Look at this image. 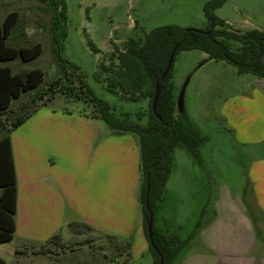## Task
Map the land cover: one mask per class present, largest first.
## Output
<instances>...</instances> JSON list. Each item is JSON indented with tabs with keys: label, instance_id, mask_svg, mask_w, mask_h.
<instances>
[{
	"label": "rangeland",
	"instance_id": "1",
	"mask_svg": "<svg viewBox=\"0 0 264 264\" xmlns=\"http://www.w3.org/2000/svg\"><path fill=\"white\" fill-rule=\"evenodd\" d=\"M62 1L66 9L65 58L82 71L86 88L114 108L115 117L128 114L133 121L137 113L147 112L148 101L132 102L108 91L102 76L98 75L100 62L113 52L114 45L121 47L129 37L140 36L157 27H206L203 7L207 0ZM44 6L39 0H0V74L19 82L10 87L14 91L7 98L9 103L0 108L4 110L0 111L3 112L0 113V138L35 106L38 108L35 115L96 118L103 128L110 130L96 117L93 106L84 100V82L80 77L72 73L62 75L50 40L51 14ZM215 14L235 28L264 31V0H226ZM10 22L12 25L19 22L26 34L19 40L20 49L10 46ZM89 41L98 53L92 51ZM22 73H27L36 85L28 88L29 84L21 78ZM187 79L184 107L202 135L207 137L199 148L203 166L196 165L187 151L178 146L174 150L173 167L161 204L169 233H177L182 240L189 237L201 218L205 224L210 220L212 203L218 198L219 201L228 195L233 200L240 198L246 210L248 207L246 213L254 218L245 194L249 184L247 169L252 160L264 158V80L250 74L239 75L233 66L223 61H207L206 53L198 50L183 51L175 57L172 82L177 97ZM56 81L63 82L71 94L59 91L37 97L39 90L48 92ZM3 98L5 96L0 94V101ZM145 122V119L139 121L140 124ZM208 202L206 214L201 217ZM254 221L258 232L264 235V219ZM61 234L63 247H77L91 240L102 243L103 251L114 255L107 248L105 238L90 229L66 226ZM197 238L190 240L179 256L186 257V264H201L204 250ZM82 247L75 252L67 251L62 262L118 264L105 260L100 251L90 250L87 245ZM48 256L53 255L43 253L41 246H22L17 239L0 244V258L6 264H16V258L19 264H42L39 260ZM151 262V254L147 253L130 264Z\"/></svg>",
	"mask_w": 264,
	"mask_h": 264
},
{
	"label": "crops",
	"instance_id": "2",
	"mask_svg": "<svg viewBox=\"0 0 264 264\" xmlns=\"http://www.w3.org/2000/svg\"><path fill=\"white\" fill-rule=\"evenodd\" d=\"M10 144L16 175L12 241L17 239L22 246H41L66 226L84 223L95 233L129 241L130 262L150 254L137 199L140 183L137 136L107 130L96 118L34 114L10 133ZM247 175L246 199L254 218L247 214L248 207L246 210L240 198L233 200L228 195L220 201L216 199L210 220L195 236L204 250L201 264H264V235L258 232L254 221L264 219V158L252 160ZM155 226L159 230L167 228L161 205ZM83 245L100 251L105 260L118 264L123 260L98 249L97 243ZM83 245L71 250H81ZM67 251L39 261L71 264L62 262ZM19 262L16 258L15 263ZM186 263L185 257L173 264Z\"/></svg>",
	"mask_w": 264,
	"mask_h": 264
},
{
	"label": "trees",
	"instance_id": "3",
	"mask_svg": "<svg viewBox=\"0 0 264 264\" xmlns=\"http://www.w3.org/2000/svg\"><path fill=\"white\" fill-rule=\"evenodd\" d=\"M39 1L45 5V11L51 14L50 40L62 75L72 73L80 77L84 82V100L93 106L96 117L102 120L110 130L137 136L140 160L138 203L143 231L152 257L151 264H159L161 259L163 264H173L190 240L195 238L204 224L203 220L201 218L189 237L182 240L177 233H169L167 228L165 230L157 229L155 226L156 215L163 201V193L172 171L174 150L178 146L183 147L196 165L203 166L199 148L207 140V137L202 135L185 107L182 113L177 111V95L172 82L173 65L162 79L169 56L175 49L174 63L176 55L180 52L202 51L206 53L207 61H223L233 66L239 75L250 74L264 80V31L256 28L233 27L215 14V11L221 8L226 0H207L203 7V15L206 20L204 29L183 28L177 25L161 26L140 36L129 37L121 47L114 45L113 52L100 62L98 75L102 76L106 89L120 98L132 102L140 99L148 101L147 112L137 113L136 121H133L128 114H122L119 118L115 117L114 108L108 102L97 98L91 90L86 88L82 71L65 58L63 50L67 31L66 9L63 1ZM25 36L23 26L19 22L14 23L9 34L10 46L20 49L22 46H20L19 40ZM88 43L93 52H99L92 42ZM21 78L25 84H29L28 88L36 85V81L29 80L27 73H22ZM18 83L15 79H9L0 74V94L5 96L0 101V108L6 107L9 103L7 98L14 91L10 87L19 85ZM157 86H159V96L153 111L152 102ZM47 91L39 90L37 97L59 91L71 94L70 89L60 81L52 83ZM37 110L36 106L33 107L30 112L24 114L13 124L8 134L0 138V244L11 242L15 232L16 175L10 133ZM0 111L4 112V110ZM142 119H145V124L139 123ZM248 192L249 186L247 185L246 195ZM209 204L210 202L202 209L201 217L206 214ZM150 214L153 216L152 244L147 234V222ZM72 226L92 230L84 223ZM100 235L105 238L107 248L111 249L114 255L123 259L121 264H130L131 244L129 241L109 234L100 233ZM62 239L61 233L54 234L45 244L41 245L43 253L56 255L75 247H63ZM83 244L93 245L95 243L85 240L81 245ZM96 247L100 250L104 249L102 243H98ZM0 264L6 263L0 258Z\"/></svg>",
	"mask_w": 264,
	"mask_h": 264
},
{
	"label": "water",
	"instance_id": "4",
	"mask_svg": "<svg viewBox=\"0 0 264 264\" xmlns=\"http://www.w3.org/2000/svg\"><path fill=\"white\" fill-rule=\"evenodd\" d=\"M174 53H175V49L172 50V52L169 56L167 66H166V68L162 74V79L167 75V73L169 72V70L171 69V67L173 65ZM187 84H188V79L185 82V84L182 86L181 91H180V93L177 97V100H176V107H177L178 113H182L184 110V93H185V89H186ZM158 96H159V86L156 87L154 97H153V102H152V110L153 111L155 110V106H156ZM152 223H153V216H152V214H150L148 222H147V234H148V239L150 240L151 244H152ZM159 264H163L162 259L160 260Z\"/></svg>",
	"mask_w": 264,
	"mask_h": 264
}]
</instances>
